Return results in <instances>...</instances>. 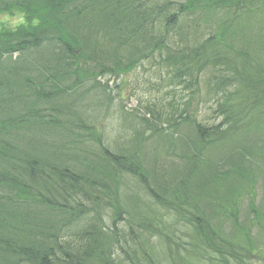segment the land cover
I'll use <instances>...</instances> for the list:
<instances>
[{
    "label": "trees",
    "instance_id": "1",
    "mask_svg": "<svg viewBox=\"0 0 264 264\" xmlns=\"http://www.w3.org/2000/svg\"><path fill=\"white\" fill-rule=\"evenodd\" d=\"M0 4L40 16L0 32V146L16 145L4 168L17 176L0 264H264V0ZM156 59L161 99L140 113L98 79ZM197 93L213 103L200 121ZM77 208L94 227L71 226Z\"/></svg>",
    "mask_w": 264,
    "mask_h": 264
},
{
    "label": "rangeland",
    "instance_id": "2",
    "mask_svg": "<svg viewBox=\"0 0 264 264\" xmlns=\"http://www.w3.org/2000/svg\"><path fill=\"white\" fill-rule=\"evenodd\" d=\"M6 18L0 17V21L7 22L6 26H14L20 21L18 16L15 18ZM143 64H145V62ZM154 80L155 76L154 71L152 70V64L150 62L146 63L144 67L138 68L131 73L122 76L120 80H118V82H120V87L117 93L121 94L124 97L123 104L129 105L131 103L128 106L129 108L138 106V108L140 109L144 104H153L152 102L158 103L161 99V93H158L159 89H155L156 86L154 85ZM188 93L189 92H187V94ZM179 96L180 94L178 93L177 98H179ZM188 97L189 95H187L184 100ZM195 98L196 99L192 103L191 107L196 111L194 114L196 115L197 121H200L202 118L201 112L210 114V105L204 104L206 101V97H203L202 93H197L195 95ZM194 114H192V118H195ZM109 122L110 121H106L104 122V124H107Z\"/></svg>",
    "mask_w": 264,
    "mask_h": 264
},
{
    "label": "bare ground",
    "instance_id": "3",
    "mask_svg": "<svg viewBox=\"0 0 264 264\" xmlns=\"http://www.w3.org/2000/svg\"><path fill=\"white\" fill-rule=\"evenodd\" d=\"M2 6H3V4H0V7H2ZM48 63H47V61L40 59V60L36 61L34 66H46ZM17 99L21 100L20 95L10 99L8 104L11 105ZM115 125H117L121 128V133L123 134V136H129V134H130L129 133V124L127 123L126 120L119 119ZM4 141L6 142V144L0 146V201L4 200L6 198V195H5V193L7 191L6 189L8 187H11V181L17 180V176L15 173L4 168L5 163L7 165H14L15 164V163H12L11 160L13 159L12 155H13V152L15 150L14 148L16 147V145L12 142V139H10V138H6ZM42 143L47 144V145H52L51 142H49L50 144H48V140H43L41 142V144ZM39 150L41 153L40 156L47 155L48 149L41 148ZM19 151L25 153L24 156H26V155L30 156L31 155L30 156L31 158L39 157V155L34 152L35 151L34 149H28V148L20 147ZM61 168H62V166H61ZM55 169L58 170V169H60V167L56 166ZM17 183H18V186H20V184H21L20 181H17ZM93 216H95L93 213L85 211L82 208H77L74 211V213L72 214V216L70 217V220H68V221L69 222L71 221L70 223H71V226H73V227L80 228V229H87L88 225H87L86 220L89 221L90 218H92ZM79 220H81L80 223L77 222ZM89 223L91 224V227H94L93 223H91L90 221H89ZM134 233L147 234L149 232L143 227H138L135 229ZM72 235H74V233L71 235L69 234L68 238H70L72 240H76L75 236H72ZM136 236H138V235H136Z\"/></svg>",
    "mask_w": 264,
    "mask_h": 264
}]
</instances>
